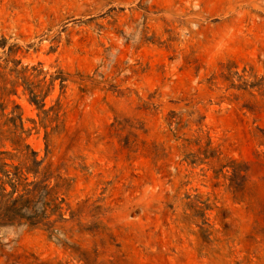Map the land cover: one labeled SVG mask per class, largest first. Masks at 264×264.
I'll return each instance as SVG.
<instances>
[{"label":"rangeland","instance_id":"rangeland-1","mask_svg":"<svg viewBox=\"0 0 264 264\" xmlns=\"http://www.w3.org/2000/svg\"><path fill=\"white\" fill-rule=\"evenodd\" d=\"M0 66V177L53 189L0 264H264V0H0Z\"/></svg>","mask_w":264,"mask_h":264},{"label":"trees","instance_id":"trees-1","mask_svg":"<svg viewBox=\"0 0 264 264\" xmlns=\"http://www.w3.org/2000/svg\"><path fill=\"white\" fill-rule=\"evenodd\" d=\"M0 68H2L0 66ZM59 79L61 81V87L64 88V83L67 81V77L63 71H59L55 77L51 79V86L54 82ZM26 90L29 91L31 98L30 101L37 106V108L48 118L51 111H54L55 107L50 110H46V98L49 91L42 96L41 91H36V89L29 87L30 85L25 84ZM49 87V89H50ZM19 109L18 106L15 107L14 111L9 115L1 114V117L5 119L3 124H0V137L7 136V140L23 155L30 157L31 155H36L35 152L31 151L30 145L26 144V140L29 137L30 131H26L24 127V122L22 115L18 114L16 110ZM1 110L4 112L5 107L1 105ZM170 125H172L170 123ZM7 127V130L3 131V128ZM211 143L208 144V147ZM207 153L211 152L209 149ZM30 159V158H29ZM6 165H1L0 177V230L4 227L15 226L22 224L24 221L28 222L30 225L35 226L39 224L37 221V215L29 214V204L32 203L38 197H48L53 193V189L49 187L48 184L42 182H31L28 183V178H24L22 170L20 168H15V173H10V171H5L4 167ZM242 166L232 163L231 168H233V174L231 181L234 179L244 178L243 173L248 174L250 169L243 170ZM226 168L223 167V169ZM5 178V179H4ZM10 184L12 190L7 191L6 186ZM241 185L232 186L236 192H241ZM58 221L49 222V227H55Z\"/></svg>","mask_w":264,"mask_h":264}]
</instances>
